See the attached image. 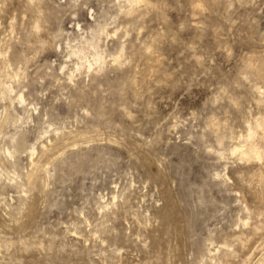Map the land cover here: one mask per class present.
<instances>
[{
	"label": "rangeland",
	"instance_id": "rangeland-1",
	"mask_svg": "<svg viewBox=\"0 0 264 264\" xmlns=\"http://www.w3.org/2000/svg\"><path fill=\"white\" fill-rule=\"evenodd\" d=\"M135 1L0 0V264H264V0Z\"/></svg>",
	"mask_w": 264,
	"mask_h": 264
},
{
	"label": "bare ground",
	"instance_id": "bare-ground-1",
	"mask_svg": "<svg viewBox=\"0 0 264 264\" xmlns=\"http://www.w3.org/2000/svg\"><path fill=\"white\" fill-rule=\"evenodd\" d=\"M135 1V0H134ZM136 2V1H135ZM73 52L78 56L79 55V52H80V50L79 49H75V50H73ZM120 54V53H119ZM118 58V57H117ZM116 59V58H115ZM93 60L95 61V62H100L101 60H102V56H101V53H100V51H95V54H94V56H93ZM86 64V66L87 67H90L91 66V64H92V61H90L89 59H85V60H80L79 62H77L76 63V68L77 69H79V67L80 66H82V65H85ZM8 88H10L9 86H8ZM22 97L20 96V99H21ZM45 146V145H44ZM42 147V146H41ZM46 147V146H45ZM239 150V146H234V151H238ZM241 154H243V151H241ZM32 162V161H31ZM224 245V244H223ZM225 246H226V244H225ZM229 246V245H228Z\"/></svg>",
	"mask_w": 264,
	"mask_h": 264
}]
</instances>
